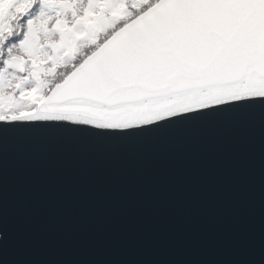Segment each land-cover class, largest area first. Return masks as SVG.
Wrapping results in <instances>:
<instances>
[{
    "label": "snow or ice",
    "instance_id": "obj_1",
    "mask_svg": "<svg viewBox=\"0 0 264 264\" xmlns=\"http://www.w3.org/2000/svg\"><path fill=\"white\" fill-rule=\"evenodd\" d=\"M218 137L258 156L264 264V0H0V264L38 254L24 178L52 160L139 157Z\"/></svg>",
    "mask_w": 264,
    "mask_h": 264
},
{
    "label": "water",
    "instance_id": "obj_2",
    "mask_svg": "<svg viewBox=\"0 0 264 264\" xmlns=\"http://www.w3.org/2000/svg\"><path fill=\"white\" fill-rule=\"evenodd\" d=\"M209 132L139 157L64 156L24 178L38 254L58 264H199L258 245V156L240 161Z\"/></svg>",
    "mask_w": 264,
    "mask_h": 264
}]
</instances>
